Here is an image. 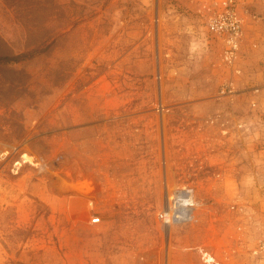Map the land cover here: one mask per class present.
<instances>
[{"label": "rangeland", "instance_id": "rangeland-1", "mask_svg": "<svg viewBox=\"0 0 264 264\" xmlns=\"http://www.w3.org/2000/svg\"><path fill=\"white\" fill-rule=\"evenodd\" d=\"M213 8L0 0V264H264V0L234 66ZM184 184L196 219L164 227Z\"/></svg>", "mask_w": 264, "mask_h": 264}, {"label": "built area", "instance_id": "built-area-1", "mask_svg": "<svg viewBox=\"0 0 264 264\" xmlns=\"http://www.w3.org/2000/svg\"><path fill=\"white\" fill-rule=\"evenodd\" d=\"M214 8L207 15L206 30L214 38L222 43V60L230 65L236 64L243 37V31L247 20L256 16L255 0H211ZM255 19V18H254ZM255 87L254 91L258 92ZM221 92L234 98L236 91L231 83L221 87ZM257 98H252L250 104L253 108L257 106ZM11 149L0 147V159L6 158ZM20 161H17L19 163ZM195 187L184 184L175 187L170 193L165 205L158 213V219L162 226L183 223L196 219V197ZM99 220V217L94 219ZM257 257L264 258V236L258 240L252 249ZM205 260L210 264H220L219 259L210 252H203Z\"/></svg>", "mask_w": 264, "mask_h": 264}, {"label": "crops", "instance_id": "crops-1", "mask_svg": "<svg viewBox=\"0 0 264 264\" xmlns=\"http://www.w3.org/2000/svg\"><path fill=\"white\" fill-rule=\"evenodd\" d=\"M261 0H255V4L257 5V3H260ZM255 5V6H256ZM264 18V16H262Z\"/></svg>", "mask_w": 264, "mask_h": 264}, {"label": "bare ground", "instance_id": "bare-ground-1", "mask_svg": "<svg viewBox=\"0 0 264 264\" xmlns=\"http://www.w3.org/2000/svg\"><path fill=\"white\" fill-rule=\"evenodd\" d=\"M27 159H28V157H27ZM32 161V160H31Z\"/></svg>", "mask_w": 264, "mask_h": 264}]
</instances>
